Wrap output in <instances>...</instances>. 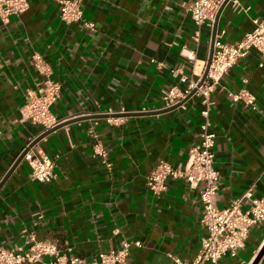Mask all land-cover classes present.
Returning a JSON list of instances; mask_svg holds the SVG:
<instances>
[{
    "label": "crops",
    "instance_id": "1",
    "mask_svg": "<svg viewBox=\"0 0 264 264\" xmlns=\"http://www.w3.org/2000/svg\"><path fill=\"white\" fill-rule=\"evenodd\" d=\"M79 1L93 30L65 24L54 0H28L24 13L6 25L0 21V183L41 134L21 116L26 91L42 80L31 65L34 55L60 85L52 114L77 120L35 145L55 160L52 180H31L22 160L0 187V248L22 247L24 234H33L86 263L123 242L131 243L129 264H176L171 256L191 263L206 234L197 190L169 178L166 191L155 196L146 179L159 161L182 166L198 141L199 97L162 112L161 93L181 75L202 78L212 29L202 26L195 40L186 11L192 0ZM235 1L218 19L215 38L222 42L241 40L264 16V0ZM243 87L255 96V110L228 98ZM211 100L218 207L248 188L264 198V60L256 50L230 69ZM125 113L134 115L108 117ZM96 143L110 169L94 153ZM263 246L264 224L250 231L235 258L225 255L219 264H264V254L257 261Z\"/></svg>",
    "mask_w": 264,
    "mask_h": 264
},
{
    "label": "built area",
    "instance_id": "2",
    "mask_svg": "<svg viewBox=\"0 0 264 264\" xmlns=\"http://www.w3.org/2000/svg\"><path fill=\"white\" fill-rule=\"evenodd\" d=\"M224 1L192 0L186 8L195 26L196 41L202 26L212 29ZM54 2L59 8L60 19L65 24L79 22L86 29H94V25L83 18L79 0H54ZM27 8L28 0H0L1 23L6 25L11 17L24 13ZM254 25L253 31L234 43L222 42L215 38L211 63L200 86L198 84L201 79L193 81L181 75L173 86L161 93L163 109L180 104L191 95L193 90H195L193 95L199 97L202 105L199 138L189 149L183 165L173 168L167 162L159 161L146 179V188L155 196H160L166 191V181L169 178L182 180L189 188L198 192L201 204L200 224L206 234L193 261L186 263L171 256L176 264H219L225 255L235 258L244 248L250 231L264 224V198L255 197L252 188H248L240 197L231 200L226 207H218L219 174L214 166L215 135L210 123L213 106L211 94L227 77L230 69L246 58L252 49L260 54L262 61L264 60V16L255 20ZM186 57L192 61L195 59V54L186 51ZM31 65L42 80L36 89L26 91L21 116L24 120L39 126L42 134L70 119H57L51 112V107L60 96V85L51 79L52 71L49 64L41 56L34 55ZM180 84H185V88L181 89ZM228 98L235 104L242 103L245 107L254 110L257 108L255 96L244 87L237 92H230ZM93 149L110 169L111 164L107 162L106 150L98 143L94 144ZM23 160L30 168L31 180L45 183L54 178L55 160L49 158L40 149H35V146L28 149ZM135 244L139 245V243ZM130 247L131 243L123 242L120 248L101 252L92 262L86 263L78 257H66L53 241H37L33 234H24L22 247L0 248V264H32L41 262L43 258L50 259L45 264H129Z\"/></svg>",
    "mask_w": 264,
    "mask_h": 264
},
{
    "label": "water",
    "instance_id": "3",
    "mask_svg": "<svg viewBox=\"0 0 264 264\" xmlns=\"http://www.w3.org/2000/svg\"><path fill=\"white\" fill-rule=\"evenodd\" d=\"M228 1L230 0H225L221 6V8L219 9L217 15H216V18H215V21L213 23V26H212V37H211V42H210V52H209V56H208V61L206 63V66H205V70H204V74L198 84V86H200L202 84V82L204 81L206 75H207V72H208V69H209V66H210V63H211V59H212V54H213V44H214V40H215V37H216V32H217V23H218V19H219V16H220V13L222 12L223 8L226 6V4L228 3ZM195 93V90H193V92L191 93V95L189 97H187L183 102H181L180 104L178 105H175L173 107H170V108H167V109H164L162 110V112H166V111H169V110H173L177 107H179L182 103H184L188 98H190L193 94ZM134 114H117V115H110L108 117L110 118H113V117H129V116H132ZM87 118H93L92 116H89ZM77 121L76 119L75 120H68L46 132H43L42 134H40L39 136H37L30 144H29V147L26 148L22 153L21 155L18 157V159L16 160V162L13 164L12 168L8 171V173L6 174V176L4 177V179L1 181L0 183V187L3 185L4 181H6V179L9 177V175L13 172V170L15 169V167L23 160V156L25 155V153L28 151V149H30L31 147H34L40 140H42L44 137H46L47 135H49L50 133H52L53 131L57 130V129H60L62 127H64L65 125L67 124H70L72 122H75ZM264 254V246L262 247L261 251L259 252L258 254V258H257V261L262 257V255ZM256 263V262H255ZM253 263V264H255Z\"/></svg>",
    "mask_w": 264,
    "mask_h": 264
}]
</instances>
